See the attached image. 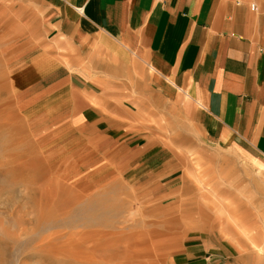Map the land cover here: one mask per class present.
<instances>
[{
  "label": "rangeland",
  "instance_id": "rangeland-1",
  "mask_svg": "<svg viewBox=\"0 0 264 264\" xmlns=\"http://www.w3.org/2000/svg\"><path fill=\"white\" fill-rule=\"evenodd\" d=\"M26 4L0 0V264H264V250L258 252L264 175L183 119L177 105L171 111L159 100L155 111L140 106L144 117L131 129V160L121 150L105 154L106 146L94 147V166L112 155L103 173L68 158L79 144H65L68 131L58 119L35 110L37 103L16 106L18 72L40 37ZM150 152L161 154L157 162L146 159ZM147 191L151 199L142 194ZM214 199L239 217L246 234L221 223L224 217L213 224L216 215L207 207ZM195 207L205 214L193 215ZM45 228L63 233L56 242L67 244L72 256L39 244ZM133 235L145 238L128 244Z\"/></svg>",
  "mask_w": 264,
  "mask_h": 264
},
{
  "label": "crops",
  "instance_id": "crops-1",
  "mask_svg": "<svg viewBox=\"0 0 264 264\" xmlns=\"http://www.w3.org/2000/svg\"><path fill=\"white\" fill-rule=\"evenodd\" d=\"M23 1L40 37L14 101L58 119L65 144H79L69 159L103 173L112 155L94 166L91 152L106 146L131 160L140 106L159 100L264 175V0Z\"/></svg>",
  "mask_w": 264,
  "mask_h": 264
},
{
  "label": "bare ground",
  "instance_id": "bare-ground-1",
  "mask_svg": "<svg viewBox=\"0 0 264 264\" xmlns=\"http://www.w3.org/2000/svg\"><path fill=\"white\" fill-rule=\"evenodd\" d=\"M107 163H102V165H106ZM100 170H102V169H100ZM230 181V180H229ZM231 181H233V180H231ZM232 183V182H231ZM227 202L229 201V200H226ZM225 201V202H226ZM222 202L223 201H221L220 199H214V200H212V203H211V205H208V210L207 211H213V213H215V215H216V217L214 218V219H212V221H213V224L215 223H219L220 224V218H222V217H224V218H226V220H227V222H221V223H223L224 225H231V226H233L234 228H237L241 233H247V230H248V227L247 226H244V227H242L241 226V223H240V220H239V217L238 216H234L233 215V213H232V210H225L224 208V206L225 205H222ZM200 205V204H199ZM182 206V205H181ZM205 207V206H204ZM196 208V207H195ZM196 209H198L199 211L198 212H196V214H193V215H195V216H197V215H200L201 217H202V215H203V213L205 212V210L202 208V207H197ZM205 214V213H204ZM214 215V216H215ZM188 217V216H187ZM189 217H191V214H190V216ZM188 217V218H189ZM185 218V217H184ZM203 218H206V217H203ZM178 220V219H177ZM183 220V219H182ZM51 221V220H50ZM170 223H172L173 222V220L172 219H170V220H168ZM179 221V220H178ZM166 224V223H165ZM218 224V225H219ZM248 224H251V223H248ZM247 224V225H248ZM253 224V223H252ZM11 225V224H10ZM217 225V224H216ZM176 226V225H175ZM220 227H222V226H220ZM7 228V227H6ZM217 228H219V227H217ZM247 228V229H246ZM12 229V228H11ZM8 230V229H7ZM46 232V233H45ZM60 232H57V231H53L52 230V228H45V230H44V236H45V238L44 239H42V240H40L39 241V244L42 246V247H49V246H51V247H54V248H58V249H56L55 250V253L57 252V254H61V255H68L69 257L70 256H72V254L71 253H69V252H71L70 251V247L67 245V244H65V246H64V248H61V244L59 245V243H61V242H56L57 241V238L60 236ZM63 234V233H62ZM61 234V235H62ZM99 234L102 236V233L101 232H99ZM96 235V234H95ZM139 235V234H138ZM138 235H133V236H131V238L129 239V241H128V244H130V243H132V244H134V243H136L138 240L140 241L141 239L143 240L144 238H145V236H143V237H141V236H138ZM65 236V235H64ZM63 236V237H64ZM75 236V235H74ZM118 236V235H117ZM61 237V236H60ZM79 237V236H78ZM99 237V236H98ZM69 238V237H68ZM67 238V239H68ZM72 238V237H71ZM74 239H75V237H73ZM83 238V237H82ZM59 239V238H58ZM61 239V238H60ZM76 239H78L77 238V236H76ZM89 239H90V237H89ZM95 239V238H94ZM55 242H54V241ZM63 240V239H62ZM61 240V241H62ZM85 240V239H84ZM96 240H98V239H96ZM66 241V240H65ZM83 241V240H82ZM89 241V240H88ZM94 241V240H93ZM125 241V240H124ZM68 243L70 242L69 240L67 241ZM71 242H72V240H71ZM81 242V241H80ZM120 243V241H118V239L116 238V243L117 244H119ZM52 243H54V244H52ZM73 243V242H72ZM77 243V242H76ZM111 243V242H110ZM113 243H115V242H113ZM98 244V243H97ZM96 244V245H97ZM116 244V245H117ZM73 245H74V243H73ZM72 245V246H73ZM101 245V244H100ZM100 245H99V247H100ZM63 246V245H62ZM67 246V247H66ZM71 246V245H70ZM72 246H71V248H72ZM115 246V245H114ZM114 246H112V247H114ZM118 246V245H117ZM98 247V248H99ZM104 247V246H103ZM101 248V247H100ZM76 249V248H75ZM74 249V250H75ZM77 250H79L78 248H77ZM88 250V249H87ZM90 250V249H89ZM258 252L260 253V252H263V250H264V248L263 247H258ZM99 251V250H98ZM139 251V250H138ZM78 252V251H77ZM76 252V253H77ZM92 252H94V251H92ZM73 253V252H72ZM80 253V252H79ZM86 253H87V251H86ZM89 253H90V251H89ZM95 253V252H94ZM99 253V252H98ZM136 253V252H135ZM74 254V253H73ZM134 255V254H133ZM74 256V255H73ZM127 257V256H126ZM82 260H83V258H82ZM87 260V259H86ZM119 261V260H118ZM108 262V261H107Z\"/></svg>",
  "mask_w": 264,
  "mask_h": 264
}]
</instances>
